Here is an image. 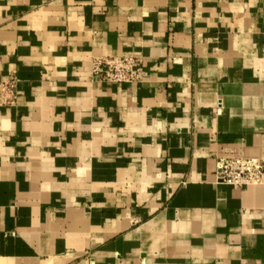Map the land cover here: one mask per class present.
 I'll use <instances>...</instances> for the list:
<instances>
[{
  "label": "crops",
  "instance_id": "0c3cea01",
  "mask_svg": "<svg viewBox=\"0 0 264 264\" xmlns=\"http://www.w3.org/2000/svg\"><path fill=\"white\" fill-rule=\"evenodd\" d=\"M137 57L112 86L93 61ZM0 264H264V0H0Z\"/></svg>",
  "mask_w": 264,
  "mask_h": 264
},
{
  "label": "built area",
  "instance_id": "2783aa9c",
  "mask_svg": "<svg viewBox=\"0 0 264 264\" xmlns=\"http://www.w3.org/2000/svg\"><path fill=\"white\" fill-rule=\"evenodd\" d=\"M92 78L112 86H135L143 83V62L137 57L99 59L91 65ZM15 77L0 80V107L14 105L18 97ZM216 183L242 189L264 184V161L254 158L220 157L215 173Z\"/></svg>",
  "mask_w": 264,
  "mask_h": 264
}]
</instances>
